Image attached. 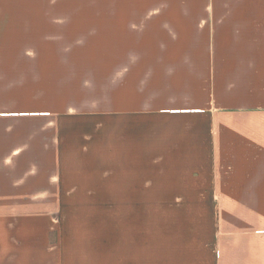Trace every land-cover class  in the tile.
Listing matches in <instances>:
<instances>
[{"label":"crops","instance_id":"1","mask_svg":"<svg viewBox=\"0 0 264 264\" xmlns=\"http://www.w3.org/2000/svg\"><path fill=\"white\" fill-rule=\"evenodd\" d=\"M150 6L148 17L107 20L101 32L110 54L94 57L112 60L107 74L175 76L197 101L169 104L160 96L158 103L150 84L146 113L138 90L131 106L125 99L88 113L0 114V264H264V0H154ZM29 9L0 0V59H49L59 74L57 60L77 58L74 51L2 49L18 42L12 28L30 25ZM236 84L245 87L242 98L233 95ZM98 116L115 117L116 161L105 153L97 160L93 132L71 131L77 119ZM16 119L42 125L17 130ZM114 177L122 182V202L163 204L164 242L60 246L55 215L77 195V180L108 186ZM45 204H56V212Z\"/></svg>","mask_w":264,"mask_h":264},{"label":"rangeland","instance_id":"2","mask_svg":"<svg viewBox=\"0 0 264 264\" xmlns=\"http://www.w3.org/2000/svg\"><path fill=\"white\" fill-rule=\"evenodd\" d=\"M18 1L28 4L30 9L26 18L30 25L12 28L13 39L18 42L6 44V47L2 45V49L74 51L78 57L57 60L61 63L59 74H54L57 69L53 68L55 65L49 59H0V114L27 116L45 113L43 115L51 114L53 117L55 114L88 113L115 108L117 101L122 103L125 99L126 104L131 106L132 94L138 101V90L142 113H146L150 84H153L154 95L157 93L158 103L164 101L160 96L166 97L169 104L191 105L197 101V94L192 95L184 84L176 82L175 76L107 74L110 69L106 64L112 60L94 57L110 54L103 52V43L108 37L101 32V26L107 20L148 17L154 0ZM81 56L88 58H79ZM69 66H74L76 73L70 74ZM244 90V86L236 84L233 95L242 98ZM204 101H207V93ZM101 118L77 119L71 131L93 132L96 135L94 150L97 160L100 161L101 153H105L103 158L108 155L116 161V139L112 138L116 134L115 117ZM21 120L16 119L12 123L18 126L17 130H36L42 125L36 121L24 123ZM101 120L103 126L96 129V121ZM60 125L69 126L63 122ZM252 125L253 130L259 129V117L254 118ZM231 126L244 130L243 123ZM141 130L143 180L148 168L147 121L141 124ZM77 181L80 184L77 195L69 202H62L60 212L55 215L60 224V246H149L156 240L158 244L164 242L165 229L161 226L163 212L160 207L163 204L122 202L123 197L118 195L123 189L119 188L122 182L116 177L109 180L108 186L100 185L99 179ZM88 189L93 193L89 195L86 192ZM150 205L154 206L152 211L148 210ZM39 206L30 204L29 209H40ZM44 209L56 212L57 205L45 204ZM155 223H158V229H153ZM56 237V233L51 235L50 241L55 239L56 242Z\"/></svg>","mask_w":264,"mask_h":264}]
</instances>
